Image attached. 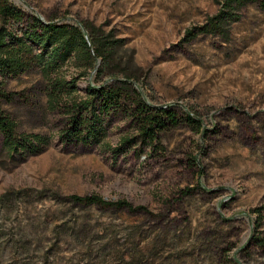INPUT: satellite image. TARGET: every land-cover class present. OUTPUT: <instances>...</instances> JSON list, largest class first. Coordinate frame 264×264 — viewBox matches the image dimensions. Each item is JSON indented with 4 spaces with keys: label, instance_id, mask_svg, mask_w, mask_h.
Masks as SVG:
<instances>
[{
    "label": "rangeland",
    "instance_id": "374dc122",
    "mask_svg": "<svg viewBox=\"0 0 264 264\" xmlns=\"http://www.w3.org/2000/svg\"><path fill=\"white\" fill-rule=\"evenodd\" d=\"M9 1L112 34L120 47L108 71L132 77L146 103L171 108L180 125L155 151L114 155L136 133L122 118L102 144L66 148L65 109L50 106L42 80L10 81L23 94L5 105L19 131L51 144L13 159L0 136V264H264V11L240 8L227 36L215 37L198 28L217 0ZM96 76L79 77L81 96ZM90 195L133 208L72 200Z\"/></svg>",
    "mask_w": 264,
    "mask_h": 264
},
{
    "label": "trees",
    "instance_id": "16d2710c",
    "mask_svg": "<svg viewBox=\"0 0 264 264\" xmlns=\"http://www.w3.org/2000/svg\"><path fill=\"white\" fill-rule=\"evenodd\" d=\"M220 9L199 29L198 35L226 37L229 27L241 17L238 10L255 3L264 11V0H217ZM191 35V32L188 33ZM120 41L112 34L101 33L87 22L69 23L56 19L43 20L29 14L9 0H0V136L3 147L13 159L25 160L43 154L51 138L43 134L20 132L5 105L23 94L9 91L10 81L38 76L50 106L66 112L65 129L59 139L67 147H88L102 144L109 134L113 119L122 118L135 127L134 136H125L114 155L125 154L139 146L141 152L158 145L160 135L180 125L177 114L167 107H152L134 88L132 77L111 75V66ZM101 61L97 69V62ZM78 72L68 77L69 68ZM95 70V85H89L85 96L77 87L79 77ZM111 81L103 84L105 76ZM189 123L195 124L192 117ZM81 206H132L126 201L106 202L97 195L74 196Z\"/></svg>",
    "mask_w": 264,
    "mask_h": 264
}]
</instances>
